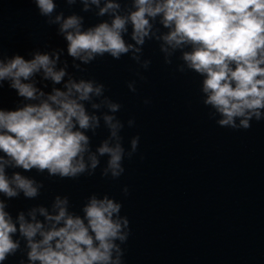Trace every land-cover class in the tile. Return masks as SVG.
I'll use <instances>...</instances> for the list:
<instances>
[{"label":"clouds","instance_id":"9594fccd","mask_svg":"<svg viewBox=\"0 0 264 264\" xmlns=\"http://www.w3.org/2000/svg\"><path fill=\"white\" fill-rule=\"evenodd\" d=\"M65 2L80 3L83 12L95 6L97 17L110 18L85 28L83 16L57 13L55 0H34L47 24L59 26L75 69L84 71L82 64L107 54L115 60L128 55L147 70L151 61L143 59V47L155 41L165 64L171 65L179 52L176 71L202 77V103L220 127L247 130L253 120H264V0H127L123 6L121 0H103V6L102 0ZM61 51H34L26 59L20 54L7 57L0 50V88L8 81L26 101L14 110L0 107V194L7 199L21 193L35 199L44 187L21 171L9 174V169L76 179L94 175L101 157H107L101 176L115 180L125 172V158L131 160L137 152L138 135L129 149L123 146L125 125L116 115L122 105L105 95L103 83L72 77L67 61L57 68ZM39 73L54 85L63 83V90L53 87L46 94L33 79ZM128 88L135 92V81ZM101 120L109 134L93 150L87 133L95 135ZM127 124L133 127L135 121ZM123 192L127 195L128 188ZM51 207L52 212L32 207L27 218L20 211L14 219L0 198V264L21 251L17 235L26 242L28 264H123L122 245L130 228L121 202L93 193L80 215L70 211L68 196L56 195Z\"/></svg>","mask_w":264,"mask_h":264},{"label":"water","instance_id":"95a60500","mask_svg":"<svg viewBox=\"0 0 264 264\" xmlns=\"http://www.w3.org/2000/svg\"><path fill=\"white\" fill-rule=\"evenodd\" d=\"M55 2L57 13L83 16L85 28L110 19L97 17L95 6L83 12L80 3ZM126 2L121 0L122 6ZM47 19L40 15L34 0H0V50L7 57L20 54L26 59L34 51L50 54L62 50L57 68L67 61L72 77L103 83L105 95L122 105L116 115L125 125L123 146L129 149L130 140L137 135L139 145L131 160L125 158V172L115 180L101 176L107 157H101L94 175L76 179L50 177L35 169H9V174L21 171L44 187L40 196L31 200L22 193L13 199L0 194L8 204L6 211L14 219L20 211L27 218V212L37 206L52 212L54 197L61 195L68 196L70 211L83 215L80 210L87 197L107 194L122 203L121 215L129 220L130 235L122 245L123 264H264V120H253L247 130L220 127L202 103V77L176 71L181 63L179 52L171 65L165 64L155 41L143 47V59L151 61L147 70L128 55L115 60L105 54L82 64L85 70L79 71L67 54L59 26L48 25ZM156 26L160 27L158 21ZM160 31L167 30L161 27ZM42 75L33 79L46 94L53 87L63 90V83L54 85ZM132 81L135 92L128 88ZM145 100L150 102L145 104ZM25 102L8 81L3 82L0 107L14 110ZM129 119L135 121L133 127L128 126ZM87 134L95 150L109 133L101 120L96 134ZM37 219L43 217L37 213ZM15 238L20 239L21 251L3 264H28L26 242L18 235Z\"/></svg>","mask_w":264,"mask_h":264}]
</instances>
